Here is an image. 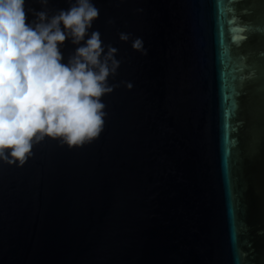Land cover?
<instances>
[{"label": "water", "instance_id": "obj_1", "mask_svg": "<svg viewBox=\"0 0 264 264\" xmlns=\"http://www.w3.org/2000/svg\"><path fill=\"white\" fill-rule=\"evenodd\" d=\"M73 2L26 0L27 19ZM93 3L119 61L103 130L0 161V264H264V0ZM233 75L247 96L226 113Z\"/></svg>", "mask_w": 264, "mask_h": 264}, {"label": "clouds", "instance_id": "obj_2", "mask_svg": "<svg viewBox=\"0 0 264 264\" xmlns=\"http://www.w3.org/2000/svg\"><path fill=\"white\" fill-rule=\"evenodd\" d=\"M25 3L0 0V161L17 165L45 138L69 148L98 138L101 98L113 90L109 77L119 67L117 50L90 31L99 18L93 0H74L52 15L37 11L33 20ZM65 42L74 46L66 62ZM132 47L142 49V40Z\"/></svg>", "mask_w": 264, "mask_h": 264}, {"label": "snow or ice", "instance_id": "obj_3", "mask_svg": "<svg viewBox=\"0 0 264 264\" xmlns=\"http://www.w3.org/2000/svg\"><path fill=\"white\" fill-rule=\"evenodd\" d=\"M251 30L252 29L249 28V31H251ZM257 73L259 74L258 79L260 81L259 91L261 94V107H262V109H264V65H260L259 67L253 66V68L251 70V75L256 76ZM244 79H245L244 76L237 77V76L233 75L231 84L225 85V90L227 92L225 99L231 101V103L225 105V112L226 113L234 112L235 110H237L239 108L240 101L234 99L233 98L234 96L241 97V100H243L247 96V93L244 91V88L246 87V85L243 83ZM237 80H239L240 83H237ZM129 87L131 88L132 85L129 84ZM238 89H239V91H238ZM243 125H244L243 118H239L237 126H236V130L238 132L237 151L240 148L241 133H244ZM260 147H261V149H264V137L261 138ZM235 163L238 165L239 162L235 161ZM22 165H17V167L22 166Z\"/></svg>", "mask_w": 264, "mask_h": 264}]
</instances>
